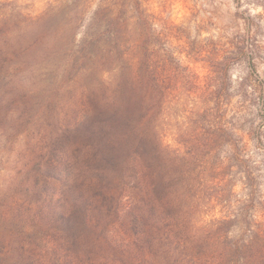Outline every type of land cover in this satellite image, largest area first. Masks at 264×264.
I'll use <instances>...</instances> for the list:
<instances>
[{"label": "trees", "instance_id": "1", "mask_svg": "<svg viewBox=\"0 0 264 264\" xmlns=\"http://www.w3.org/2000/svg\"><path fill=\"white\" fill-rule=\"evenodd\" d=\"M80 1L28 21L0 10V84L7 86L0 85V106L17 112L10 133L27 146L38 139L15 188L30 198L22 201L32 233H42L52 257L80 264H204L202 227L186 205L193 152L173 148L157 130L163 91L150 64L130 62L108 15L94 14L81 32ZM36 74L45 86L29 94L22 80Z\"/></svg>", "mask_w": 264, "mask_h": 264}, {"label": "rangeland", "instance_id": "2", "mask_svg": "<svg viewBox=\"0 0 264 264\" xmlns=\"http://www.w3.org/2000/svg\"><path fill=\"white\" fill-rule=\"evenodd\" d=\"M68 1L0 0V10L28 21L56 14ZM77 10L81 32L94 14L114 19L130 62L143 59L156 74L163 91L157 130L173 148L193 152L185 167L195 180L186 205L202 227L196 237L203 263L264 264V0H82ZM42 78L21 86L41 93ZM2 106L0 264H80L52 257L42 233H32L33 214L22 201L30 198L15 188L38 139L27 146L24 136L10 133L17 112ZM211 138L217 143L209 145ZM48 186L57 198V184ZM38 219L47 222L46 215Z\"/></svg>", "mask_w": 264, "mask_h": 264}]
</instances>
